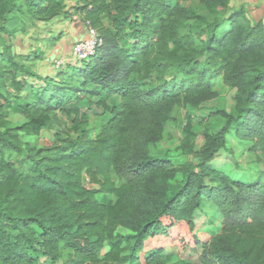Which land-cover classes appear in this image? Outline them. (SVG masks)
Returning a JSON list of instances; mask_svg holds the SVG:
<instances>
[{
    "label": "trees",
    "instance_id": "obj_1",
    "mask_svg": "<svg viewBox=\"0 0 264 264\" xmlns=\"http://www.w3.org/2000/svg\"><path fill=\"white\" fill-rule=\"evenodd\" d=\"M231 1L0 0V264H264V25ZM75 17L103 40L90 58L42 75L44 50L16 51L22 18ZM223 90L234 112H210L201 147L190 114L166 136ZM54 124L50 145L23 140Z\"/></svg>",
    "mask_w": 264,
    "mask_h": 264
},
{
    "label": "rangeland",
    "instance_id": "obj_2",
    "mask_svg": "<svg viewBox=\"0 0 264 264\" xmlns=\"http://www.w3.org/2000/svg\"><path fill=\"white\" fill-rule=\"evenodd\" d=\"M187 6L196 7L198 4V0H179ZM253 0H232L230 4L231 12L242 4H247L248 9L250 6V2ZM260 2H264V0H260ZM67 4L70 6L72 3L67 1ZM71 22V20H70ZM67 21V23H70ZM22 23L27 25L24 32H17L15 35V46L16 51L19 53H27L30 50L43 49L45 53L44 60L40 61L36 69L42 75L49 73L55 64L56 60L68 59L70 58V54H64L59 52V48L62 46H71L70 41H68L65 36L63 39L64 43H57L53 41H49L51 38L50 33H53L55 36L58 34H64V27L66 21L63 19H56L51 23H32L29 22L26 18H22ZM53 43V44H52ZM70 43V44H69ZM74 43L72 44L73 47ZM71 47V51H72ZM70 51V52H71ZM220 88V87H219ZM221 97L218 99L207 103L202 109L199 111H190L185 110L183 108H178L173 115V120L169 123L166 131V136L172 137L178 141L183 138V132L188 124V115H192L191 119V127L193 131L197 134V146L201 147L204 143L203 138V130L204 123L210 122L208 116L210 112H213L218 109H225L229 112H234V101L233 95L234 92L231 91H222ZM10 121L13 124L21 123L25 120L24 116L20 113H12L10 115ZM100 111H94L90 113L89 119V129L92 130L94 135H96L99 131L100 127ZM211 124L218 128L220 127V123L214 120H211ZM59 129L58 124H54L51 128L45 129L42 134L38 137H28L24 136L23 140L32 145H36L38 147H43L46 145H50L54 140V134L56 130ZM242 162L246 165L251 163L254 160L253 156L245 154L241 157ZM215 163L217 165H224L227 168L234 167V159L226 152H221ZM196 225H197V233L203 234L204 232H208L209 235H214L219 232L222 225V216L219 211L215 208L212 203H205L203 208L197 213L196 216ZM104 252V251H103ZM169 255H171V251H167Z\"/></svg>",
    "mask_w": 264,
    "mask_h": 264
},
{
    "label": "crops",
    "instance_id": "obj_3",
    "mask_svg": "<svg viewBox=\"0 0 264 264\" xmlns=\"http://www.w3.org/2000/svg\"><path fill=\"white\" fill-rule=\"evenodd\" d=\"M248 10H249V16L255 22H260V21L264 20V2L262 3V2H260V0H253L250 2V6H249ZM69 22H70V20H69ZM64 29H65L64 34H62V35L58 34V36L57 35L55 36L53 33H50L51 38L49 39V41H50L54 37H60V39L56 43V45H57L58 43H64L63 39L66 36L68 41H70L71 46H62L58 50L59 52H62L64 54L70 53L73 43H75L76 41H80V40H84V39L88 38V32L86 29V25H84V23H82L76 17L73 20H71L70 23H67V21H66ZM53 73H54V67L49 73H47L45 75H51Z\"/></svg>",
    "mask_w": 264,
    "mask_h": 264
},
{
    "label": "built area",
    "instance_id": "obj_4",
    "mask_svg": "<svg viewBox=\"0 0 264 264\" xmlns=\"http://www.w3.org/2000/svg\"><path fill=\"white\" fill-rule=\"evenodd\" d=\"M86 29L88 32V38L80 41H76L72 47V51L70 52V58L56 60V67H60L66 62H77L83 61L91 56H93L99 47L103 45V40L97 33V31L90 26V24L86 25Z\"/></svg>",
    "mask_w": 264,
    "mask_h": 264
},
{
    "label": "water",
    "instance_id": "obj_5",
    "mask_svg": "<svg viewBox=\"0 0 264 264\" xmlns=\"http://www.w3.org/2000/svg\"><path fill=\"white\" fill-rule=\"evenodd\" d=\"M263 25H264V20H263Z\"/></svg>",
    "mask_w": 264,
    "mask_h": 264
}]
</instances>
